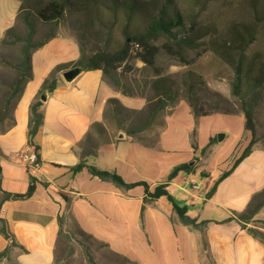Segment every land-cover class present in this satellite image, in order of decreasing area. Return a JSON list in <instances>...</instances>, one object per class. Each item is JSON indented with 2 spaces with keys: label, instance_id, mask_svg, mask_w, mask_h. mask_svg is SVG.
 Masks as SVG:
<instances>
[{
  "label": "rangeland",
  "instance_id": "1",
  "mask_svg": "<svg viewBox=\"0 0 264 264\" xmlns=\"http://www.w3.org/2000/svg\"><path fill=\"white\" fill-rule=\"evenodd\" d=\"M12 1V5L18 7V0ZM87 1L88 7L83 6L79 11L68 9L60 24L72 32L87 55L105 47L120 48L125 41V27L131 34L147 28L144 18L131 16L128 20L125 3L136 5L135 0L132 3L129 0ZM157 3L162 5L165 0ZM170 3V16L178 11L186 30L190 24L194 26L189 36L196 39L195 44L186 51L190 64L161 49L156 57L159 76L139 59L118 68L116 73L122 85L135 96L127 98V107L108 102L106 127L100 129L98 138L101 142L117 140L120 133L124 135L127 130L146 123L149 106L157 99L153 82L159 77L167 80L178 98V105L173 113L164 116V126L140 135L136 141L101 145L98 155L89 161L102 170L115 171L130 186L114 185L119 192L115 201L118 215L113 217L112 202H106L102 209L104 220L91 222V228L112 250L139 264H198L186 234L173 229L172 221L177 217L174 204L191 217L223 221L232 212L243 214L249 205L264 202V74L257 78L264 67V0H171ZM154 8L156 10L157 6ZM140 9L146 11L144 7ZM9 11L6 0H0V26ZM20 16L21 13L11 26L18 34L25 35L27 31ZM249 26L254 31V40L245 53L243 84L240 94L236 95L233 92L235 69L216 50L227 47L239 30ZM60 29L39 24L33 42L57 34ZM163 43L164 38H161L156 45ZM17 52L0 51V96L5 84L14 76L5 61L14 64ZM106 79L113 85L108 77ZM189 83H195L198 105L212 115H197L188 106ZM245 105L253 111L256 145L253 152L242 159L251 141V134L244 129ZM8 125L6 122L5 127ZM220 135H224L223 140H219ZM88 143L94 148L91 137ZM178 166L189 170L175 172ZM231 170L233 173L220 183L211 200H207L206 195L214 183ZM164 184H169L168 195L154 198ZM106 218H111V224ZM254 219L248 228L264 233V204ZM62 231L53 264H90L89 255L95 264H133L98 241H88L71 220L64 223ZM220 232L224 236L232 231L222 228ZM204 257L203 261L213 264L209 254ZM230 263L237 264L236 256Z\"/></svg>",
  "mask_w": 264,
  "mask_h": 264
},
{
  "label": "crops",
  "instance_id": "2",
  "mask_svg": "<svg viewBox=\"0 0 264 264\" xmlns=\"http://www.w3.org/2000/svg\"><path fill=\"white\" fill-rule=\"evenodd\" d=\"M12 3V0H6L10 11L5 23L0 26V39L12 27L19 13L20 1L18 7ZM59 29L51 40L33 52L32 78L26 83L14 108V124L0 132V218L4 220L15 243L9 257L1 260L0 264H53L59 240V218L63 216L75 219L83 231L102 241L90 223L104 220L102 209L106 202H112L111 209L116 218L119 210L115 201L119 192L112 183L92 176L86 168L79 172H74L72 168L82 160L92 166L89 161L98 155L101 145L136 141L140 135L164 126V116L173 113L178 105L176 103L162 112V124L135 138L120 133L117 140L101 142L95 126L100 125V129H105L109 100L118 99L127 107V98L131 97L119 92L100 70L80 72L72 82H66L63 73L72 69L69 68L60 74L57 89L46 95L44 123L35 138V143L40 147L39 163L37 167L27 166L23 154L35 150L28 145L30 105L35 101L44 80L57 66L73 64L80 58L79 44L72 32L61 25ZM89 137L94 142V148L89 147ZM30 186L34 187L30 197L3 200L5 194L25 195ZM230 214L223 221L193 217L199 222L209 221L203 231L184 226L176 217L172 221L173 229L186 234L192 250L196 252L198 264H210L203 261L206 258L204 254H209L213 264H231L235 256L237 264H253L254 261L264 264V242L241 228L235 218L238 213ZM106 219L111 224V218ZM222 228L232 232L221 236ZM9 243L0 234V252Z\"/></svg>",
  "mask_w": 264,
  "mask_h": 264
},
{
  "label": "trees",
  "instance_id": "3",
  "mask_svg": "<svg viewBox=\"0 0 264 264\" xmlns=\"http://www.w3.org/2000/svg\"><path fill=\"white\" fill-rule=\"evenodd\" d=\"M20 7L19 14L21 13L20 19L21 23L26 28V34H18L14 27H10L4 33V36L0 39V51L4 49L17 50V61L14 64L7 63L5 61L6 67L14 73L11 81L5 84V89L2 90L0 96V128L1 132L5 131L8 127L14 124V108L19 101L23 89L26 83L32 78V54L35 50L42 47L46 42L51 40L55 34L47 35L46 38L34 43V35L36 32V27L39 24L42 25H54L56 28L62 24L66 12L68 9L80 10L83 6L88 7L89 4L87 0H19ZM117 1V0H116ZM131 3L133 0H129ZM136 5L127 4L130 20L131 16L144 18L147 21V28L145 31L131 34L128 31V27L124 28L123 34L125 36V41L123 45L116 49L110 50L105 47V49L93 52L87 55L84 47L79 44L80 58L77 62L70 65H60L57 66L49 76L44 80L40 91L37 94L35 101L30 105L29 109V121H28V145L34 147L38 154L40 147L35 143V138L38 135L43 123H44V102L42 101V95H47L53 93L59 84L60 74L69 68H78L80 72L83 71H94L100 70L103 72L105 77H108L113 86L121 92L124 96L134 97L135 95L131 90H128L124 85H122L121 79L118 77L116 71L123 65L127 66V63L132 59H139L142 61L146 68L152 70L155 76L160 75V70L156 67V57L160 53L161 49L166 51L169 55L178 57L179 60L185 64H190L186 56V51L192 49L194 46L195 38L189 36L193 32L194 26L190 24L188 30L182 16L178 11H175L172 16L168 13V8L171 0H165V3L159 5L158 0H135ZM157 6V9H152V7ZM146 8V11H142L140 8ZM23 10L25 12L22 14ZM141 11V12H140ZM251 26V25H250ZM249 27H244L245 30H239L236 33L235 40H231L229 45L220 47L221 51L216 50L217 53L222 54L229 63H232L235 69V81H234V94L239 95L241 92L243 84V75L246 65L245 53L252 44L254 40V31ZM178 30V31H176ZM186 30V31H185ZM185 31V32H184ZM235 35V34H234ZM189 36V37H188ZM164 38V43L161 46L156 45V42ZM107 44V43H106ZM1 58V56H0ZM264 67L259 71L257 76L258 80L260 76L264 74ZM153 89L157 94L156 102L151 104L150 115L146 123L141 126L133 127L126 131L128 137L135 138L143 132L150 130L151 128L162 124L161 114L162 112L171 106H174L178 98L176 94L173 93L172 88L168 85L167 80L164 78H158L153 82ZM197 95L195 92V83H189L187 87V98L186 101L188 106L192 111L200 116H209L213 113L204 111L201 106L198 105ZM109 102L114 105L121 104L118 99H110ZM244 115V129L251 134V141L243 153L242 159L247 158L252 152L256 145V127L254 122V115L251 108L247 105L243 106ZM6 122L9 123L5 127ZM96 131L100 135V125H96ZM212 144V142L210 143ZM195 147V145H194ZM83 168H86L92 176L98 177L102 181L110 182L119 188H129L130 186L125 184L124 181L119 177V175L114 171H105L98 169L95 166L87 165L86 161L82 160L77 166L73 167L74 172H79ZM189 170L186 166H178L175 172L180 170ZM233 173V170L223 173V175L214 183L209 192L206 195V199H211L218 186L227 177ZM169 184L161 185L158 188L156 196L158 198L161 196H167L166 191ZM147 188V187H146ZM34 192V187L30 186L28 192L25 195H10L5 194L3 200L8 198L18 199L24 197H30ZM260 203L256 206L249 205V208L243 214H237L236 219L239 221L241 228L246 230L248 234L256 239H261L264 241V233H261L256 228H248L255 219L259 210L263 206ZM174 209L177 213V217L181 224L187 226L191 229L204 230L207 225V221L199 222L197 218L189 216L186 210L178 207L174 204ZM71 220L77 226L80 235L90 240H95L104 245L113 254L120 256L122 259L129 263L138 264L120 254L115 253L109 248V245L105 242L94 239L90 234L83 231L77 224L75 219L68 217L59 218V237L62 235V228L66 221ZM232 220V219H230ZM0 234L9 241L7 248L0 252V262L4 258L9 257L10 251L14 246V238L8 231L4 220L0 218ZM90 264H95L93 258L89 255L88 257ZM13 264H18L12 262Z\"/></svg>",
  "mask_w": 264,
  "mask_h": 264
},
{
  "label": "water",
  "instance_id": "4",
  "mask_svg": "<svg viewBox=\"0 0 264 264\" xmlns=\"http://www.w3.org/2000/svg\"><path fill=\"white\" fill-rule=\"evenodd\" d=\"M79 74H80V70L78 68H72L63 73V78L66 82H72ZM41 99L42 101H46L47 96L42 95ZM121 137H123V135H121ZM223 138L224 135L219 136V140H223Z\"/></svg>",
  "mask_w": 264,
  "mask_h": 264
},
{
  "label": "built area",
  "instance_id": "5",
  "mask_svg": "<svg viewBox=\"0 0 264 264\" xmlns=\"http://www.w3.org/2000/svg\"><path fill=\"white\" fill-rule=\"evenodd\" d=\"M23 160L27 164V166L29 165L30 167H37L39 163V157L35 150H33L32 152H25L23 154Z\"/></svg>",
  "mask_w": 264,
  "mask_h": 264
}]
</instances>
